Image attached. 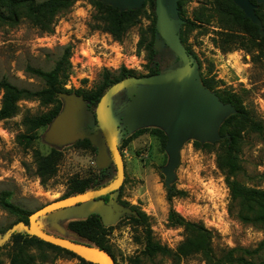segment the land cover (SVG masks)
Masks as SVG:
<instances>
[{
    "label": "rangeland",
    "instance_id": "rangeland-1",
    "mask_svg": "<svg viewBox=\"0 0 264 264\" xmlns=\"http://www.w3.org/2000/svg\"><path fill=\"white\" fill-rule=\"evenodd\" d=\"M44 1V0H37ZM165 0L170 14L179 16L178 2ZM211 0H184L183 17L189 21L199 12L208 25L184 31L183 47L188 51L194 67L195 78L214 77L217 89L224 94L237 96L247 112L264 126V59L253 61L252 53L243 50L220 51L212 39L217 31L215 15L210 8ZM139 23L130 28L121 42L114 41L108 34L92 30L94 8L89 0H78L66 12L55 19L51 33H41L28 22L0 27V79H5L20 89L39 91L44 85L28 72L29 68L48 72L70 49L69 70L64 81L65 90H94L100 84L102 74H115L120 67L132 70L136 77L147 76L154 65L148 63L146 53L138 52L136 45L139 34L150 24L151 10L148 5L140 8ZM173 32L177 23L171 24ZM155 62L159 73L175 70L178 59L162 43L155 49ZM147 88H128L118 93L105 110L107 122L113 132L124 164V178L118 191L111 199L123 208L124 213L106 228H111L107 243L115 264H129V259L139 257L140 264H171L167 258L153 260L141 255L143 229L133 227L129 218L135 216L133 208L147 217V224L154 242L175 251L185 240L183 228L173 227L167 221L173 210L186 221L203 224L211 231V246L216 259L232 251L233 257L245 263H264V222H243L240 218L245 205L232 202L225 179L227 172L216 165V148L194 147V138H189L178 150V162L167 182L163 169L168 166L169 156L159 139L146 133L123 146L138 126L129 124L127 111L140 96L153 94ZM73 95V94H71ZM62 107L64 101L58 99ZM1 106V93H0ZM18 113L0 122V198L8 194L7 200L16 207L32 213L68 192L73 178L100 177L98 188L116 180V169L110 153L105 149L102 161L97 149H82L75 142L58 144L48 141L51 123L35 131L23 125V119L46 113L51 107L41 105L38 100H23L18 104ZM87 112L94 115V108L87 104ZM156 129L155 127H146ZM92 134V133H91ZM239 161L242 172L235 179L242 185L264 191V133L252 131L242 133ZM86 140V139H85ZM218 142V141H217ZM214 145L215 143H201ZM50 150L61 153L55 176L44 184L36 175L35 154L46 155ZM97 189V188H96ZM168 194L173 197L168 199ZM122 203L127 204L122 205ZM79 208L84 204L68 208L57 215L49 214L38 219L37 225L45 233L82 242L65 231L70 221L85 219ZM255 220L253 214H248ZM17 222L0 208V238ZM58 227V228H57ZM139 241V242H138ZM14 254L10 240L0 247V262L10 264ZM23 264H78L66 255H60L44 246L25 251ZM180 264H206L199 255L182 259Z\"/></svg>",
    "mask_w": 264,
    "mask_h": 264
},
{
    "label": "trees",
    "instance_id": "trees-1",
    "mask_svg": "<svg viewBox=\"0 0 264 264\" xmlns=\"http://www.w3.org/2000/svg\"><path fill=\"white\" fill-rule=\"evenodd\" d=\"M78 0H0V27L14 26L21 21H26L33 28L41 33H51L55 26V19L60 14L68 11ZM94 8L92 30L100 31L108 34L114 41L121 42L128 30L139 23L141 10L119 12L110 6L102 5L96 0H89ZM255 7V15L262 24L264 32V4H257L256 0H249ZM184 0L178 2V11L180 19L185 21L187 30L191 31L202 25H208L209 20L204 19V15L197 12L193 16V20L189 21L183 17L182 6ZM148 5L151 10L150 24L145 30L140 32L136 50L146 53L148 63L154 65L148 75L158 74V65L155 62L156 51L154 49L156 30H155V1L146 0L142 7ZM210 8L212 9L216 23L217 31L214 32L212 39L215 46L222 52H230L232 50H243L247 54H253V61L264 59V35L259 32L258 26L251 23L245 17L242 10L236 6L232 0H211ZM184 31L181 30L180 42L184 44ZM187 51V50H186ZM188 53V51H187ZM189 54V53H188ZM70 49L66 48L65 53L55 63L52 70L43 72L37 69L29 68L28 72L34 77L42 81L44 87L39 91H30L20 89L5 79H0V122L14 117L19 110L18 104L23 100H38L41 105L51 107L46 113H42L35 117H25L23 125L30 131H35L47 127L59 114L62 108L61 102L57 96L59 94H74L82 97L89 107H96L100 98L105 91L113 84L130 77L136 76L132 70L120 67L115 74L104 71L100 84L94 90H65L63 83L67 78L69 70ZM201 84L211 92H214L219 101L223 104L232 105L236 114L228 117L221 124L218 134L222 138L214 145L199 144L194 142L197 150L203 148H216V165L219 170L226 171V186L232 202H238L245 205L246 214H241L240 218L243 222H264V191L248 188L240 184L235 177L242 172V166L239 161V153L241 151L242 133L252 131L256 134L264 133V126L259 124L253 115L245 110L240 100L234 94H224L217 89V82L214 77H200ZM146 133L151 134L159 139L162 146L166 144V135L159 129H139L131 136L126 138L123 146L128 145L135 138ZM76 147L82 149H92L88 140H82L75 143ZM61 159V153L56 150H50L46 155L35 154L36 175L41 183H45L52 179L57 171L58 163ZM100 177H91L85 179L73 178L69 181L68 192L63 197H69L74 194H81L91 189L98 188ZM8 194H3L0 198V208L12 217L17 218V222L28 225V213L7 200ZM173 194H168V199ZM108 201L109 196L103 198ZM122 205H127L122 203ZM136 212L135 216L130 217L129 221L133 227L142 228L143 233V250L141 255L147 259L161 257L167 258L171 264H180L182 259L199 255L206 264H238L245 263L242 259H235L233 252L229 251L225 256L216 259L211 246V231L206 229L203 224L191 223L186 221L173 210L168 213L167 221L173 227H181L184 229L185 240L172 251L157 242H154L147 224V217L138 209L133 208ZM248 214H253L255 220H251ZM65 231L73 234L82 242L97 247L107 252L111 257V251L107 243L108 235L111 228L103 226L98 215L92 214L84 220L70 221L65 226ZM10 242L13 244L14 254L10 259V264H23L25 251L32 247L44 246L53 250L60 255H66L69 258L76 259L78 264H92L85 262L72 252L66 251L59 247L45 243L35 237H30L21 232L14 233ZM139 242V241H138ZM264 241L259 245L262 248ZM0 264H2L0 262ZM129 264H140L139 257L129 259ZM255 264V263H249ZM264 264V263H259Z\"/></svg>",
    "mask_w": 264,
    "mask_h": 264
},
{
    "label": "water",
    "instance_id": "water-1",
    "mask_svg": "<svg viewBox=\"0 0 264 264\" xmlns=\"http://www.w3.org/2000/svg\"><path fill=\"white\" fill-rule=\"evenodd\" d=\"M102 5L110 6L119 12L132 11L142 7L146 0H96ZM155 1V30L154 49L159 43L164 44L178 59L175 70L155 75L130 77L109 87L97 103L94 115L87 112V103L80 96L59 94L64 105L59 114L51 122L48 141L65 144L77 140H88L97 149L99 158L105 159V149L110 153L116 169V180L111 184L91 189L81 194L55 200L32 212L28 217V225L16 223L2 238L0 247L7 243L14 233L21 232L35 237L45 243L72 252L82 260L92 264H115L113 258L105 251L85 242H76L60 236L45 233L37 225L40 217L55 214L68 208H79L85 219L92 214L98 215L104 227L110 225L124 213L122 207L111 199L120 188L124 178V164L113 132L107 122L105 110L109 102L120 92L128 88H147L154 93L142 97L133 103L127 111L129 124L139 129L155 127L166 135L165 151L169 156L168 166L163 169L167 182L172 178V171L178 162V150L189 138L201 143H215L222 138L218 131L228 117L236 114L230 104L219 101L214 92L206 89L200 79L195 78L194 67L190 55L180 42L179 29L184 20L170 14L165 0ZM178 0H173L176 8ZM245 17L259 28L261 35L262 24L255 15V7L249 0H232ZM264 4V0H256ZM177 23V31L173 32L171 24ZM138 129V130H139ZM137 131V130H136ZM92 133V134H91ZM109 196L107 202L104 197ZM84 220V219H82ZM58 228V227H57Z\"/></svg>",
    "mask_w": 264,
    "mask_h": 264
}]
</instances>
